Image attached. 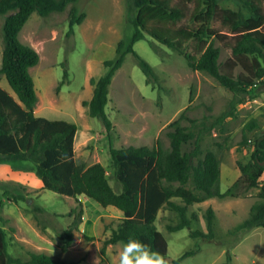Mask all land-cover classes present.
<instances>
[{"label": "rangeland", "instance_id": "374dc122", "mask_svg": "<svg viewBox=\"0 0 264 264\" xmlns=\"http://www.w3.org/2000/svg\"><path fill=\"white\" fill-rule=\"evenodd\" d=\"M219 4L226 9L237 7L235 0H219ZM72 6L45 17L33 13L19 33L20 41L40 56L39 63L30 69L38 97L35 115L76 124L77 163L84 168L100 163L116 191L120 187L113 176L110 145L153 148L159 140L168 148L166 132L171 122L180 116H184L181 124L187 127L204 122L201 149L212 151L219 160L220 190L230 188L240 177L239 164L250 159L255 137L264 136V80L247 93L231 92L208 73L191 69L179 53L145 35L134 44V50L153 67L156 77L147 82L133 55L125 56L109 86L105 112L112 129L107 132L99 119L89 116L84 103L93 94L91 80L107 71L103 61L112 59L117 43L128 41L134 31L127 20V0H76L78 13L88 16L68 35ZM3 22L4 16H0V62ZM211 26L225 30L219 24ZM214 46L219 47V62L224 63L231 51L218 42ZM0 85L12 93L3 76ZM243 137L248 140L246 146L242 145ZM262 187L264 174L256 188H236L234 196L188 205L186 214L192 226L176 231L169 226L178 223L177 212L164 206L155 225L167 240L165 257L170 264H220L227 250L230 264H264V228L228 233L247 216ZM3 194L22 195L25 200L9 201ZM173 200L182 205L179 199ZM0 202V225L7 233L12 256L24 259L27 252H35L79 264H118L123 243H105L122 217L117 208L102 207L84 195L72 198L42 189L27 162L0 163ZM207 208H212L216 217L210 238L205 237L210 235ZM67 231L72 233V242L63 251Z\"/></svg>", "mask_w": 264, "mask_h": 264}, {"label": "trees", "instance_id": "16d2710c", "mask_svg": "<svg viewBox=\"0 0 264 264\" xmlns=\"http://www.w3.org/2000/svg\"><path fill=\"white\" fill-rule=\"evenodd\" d=\"M75 2L0 0V16H4L0 80L3 76L12 90L10 93L0 85V163L27 162L42 189L72 198L84 195L102 207L113 206L120 210L122 217L106 244H124L135 239L166 256L167 240L155 225L158 212L164 206L177 212L178 223L169 226L171 231L189 228L192 222L186 214L188 205L208 198L234 196L236 188L247 191L258 187L264 174V136L255 137L250 159L239 164L240 177L223 192L219 185V160L212 151L203 152L200 146L204 122L187 127L181 124L184 116L167 126L168 148L159 140L153 148L109 146L119 191L110 185L100 163L86 168L79 165L75 158L77 125L38 117L34 113L38 97L30 69L39 63L40 56L36 49L19 39L20 31L33 13L45 17L64 11L69 4L73 6L67 33L73 34L74 26L82 23L86 16L78 13ZM235 2L236 9H226L219 0H127V20L134 31L128 41L121 39L117 43L112 59L103 61L107 71L97 80H91L93 94L84 103L89 116L99 119L110 132L112 122L105 112L109 86L128 53L133 55L147 82L156 77L153 67L134 50V44L145 35L179 53L191 69L208 73L231 92L247 93L260 79L264 80V0ZM212 23L225 30L212 27ZM215 42L231 51V56L222 64ZM189 45L190 51L187 50ZM66 76L64 70L63 77ZM247 128L252 130L250 125ZM247 144V138L243 137L242 145ZM3 196L13 202L25 200L22 195ZM175 198L182 205L175 203ZM215 218L212 208H207L205 219L210 235L205 237L212 236ZM257 227L264 228V187L247 216L228 233ZM194 233L203 235L198 231ZM66 236L63 251L72 242L70 231ZM8 245L7 233L0 225V264H79L45 253L27 252L24 259L14 257L8 252ZM101 253L104 255V247ZM230 262L227 250L226 259L220 264Z\"/></svg>", "mask_w": 264, "mask_h": 264}, {"label": "clouds", "instance_id": "9594fccd", "mask_svg": "<svg viewBox=\"0 0 264 264\" xmlns=\"http://www.w3.org/2000/svg\"><path fill=\"white\" fill-rule=\"evenodd\" d=\"M118 264H170V259L141 241L129 239L119 251Z\"/></svg>", "mask_w": 264, "mask_h": 264}, {"label": "crops", "instance_id": "0c3cea01", "mask_svg": "<svg viewBox=\"0 0 264 264\" xmlns=\"http://www.w3.org/2000/svg\"><path fill=\"white\" fill-rule=\"evenodd\" d=\"M88 15H86V18H87ZM81 24V23H80Z\"/></svg>", "mask_w": 264, "mask_h": 264}]
</instances>
